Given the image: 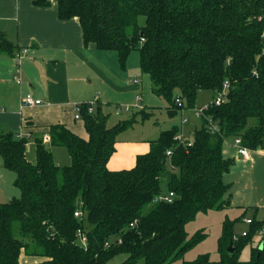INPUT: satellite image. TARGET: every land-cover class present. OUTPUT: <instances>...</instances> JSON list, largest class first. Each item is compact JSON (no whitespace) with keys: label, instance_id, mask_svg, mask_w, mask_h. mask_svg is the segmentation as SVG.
Instances as JSON below:
<instances>
[{"label":"trees","instance_id":"16d2710c","mask_svg":"<svg viewBox=\"0 0 264 264\" xmlns=\"http://www.w3.org/2000/svg\"><path fill=\"white\" fill-rule=\"evenodd\" d=\"M58 6L61 19H79L86 44L116 51L121 64L137 50L141 72L170 115L194 112L202 90L212 99L192 139L178 125L163 129L135 166L120 170L108 167L118 135L155 107L109 124L101 105L89 113L83 104L88 138L53 124L49 141L35 138L33 160L27 137L1 133L0 155L21 194L0 202V264H20L23 253L37 258L34 264H107L118 255H126L119 264H171L207 236L199 230L190 236L186 224L231 203L225 176L236 160L226 153L227 140L240 138L249 150L264 146V0H58ZM19 49L0 32V53ZM51 147L66 148L70 163L59 165ZM170 192L171 202L155 201ZM251 219L237 241L235 221L225 219L219 259L202 253L179 264H264L260 237L250 258H240L264 226V219Z\"/></svg>","mask_w":264,"mask_h":264},{"label":"crops","instance_id":"0c3cea01","mask_svg":"<svg viewBox=\"0 0 264 264\" xmlns=\"http://www.w3.org/2000/svg\"><path fill=\"white\" fill-rule=\"evenodd\" d=\"M0 32H4L17 48L27 50L19 64L14 57L16 53H0V134L12 131L19 137H27L31 141L27 148L30 143L35 146V138L48 134L49 127L58 123L88 138L82 116L76 118L78 104L96 100V106L101 105L103 112L109 115V124L118 122L117 119L111 120L112 115L122 117L114 110L138 95L141 109L159 106L150 105L145 100V94H154L149 75H132L128 68H120L116 51L100 49L93 42L86 44L79 19L59 17L58 0H50V5L46 6L36 5L34 0H0ZM28 93L41 98L42 104H23ZM155 97L162 102L157 95ZM191 121L195 126L201 120L189 114V121L185 124L182 120L178 125L180 133L186 137L195 129H186ZM124 132L118 135L116 151L108 161L110 169L135 166L137 155L150 150V141L157 138L161 130L148 143L124 140ZM226 144L227 155L236 160L234 169L245 158L239 154L234 139L227 140ZM56 148L51 147L53 154ZM249 151L252 154L254 150ZM0 163H3L1 155ZM36 261L37 258H25L23 254L20 258V264H34Z\"/></svg>","mask_w":264,"mask_h":264},{"label":"rangeland","instance_id":"374dc122","mask_svg":"<svg viewBox=\"0 0 264 264\" xmlns=\"http://www.w3.org/2000/svg\"><path fill=\"white\" fill-rule=\"evenodd\" d=\"M111 52L113 53L115 51L112 50ZM118 64H120L121 69L124 67L128 68L132 75H142L139 53L137 50L131 51L125 65L121 64L119 59ZM117 68L119 69V66ZM151 93L145 94V100L147 99L150 105L159 106L155 108L153 114H150L145 118H143L141 113H139L137 115V122L134 123L133 128L129 127L130 129L128 128L129 130L127 129L128 131L125 130L123 133V136H125L123 137L124 140H138L148 143L149 140L157 137L160 130L170 128L173 125H180L185 116L189 118V114L194 116V112L191 110H186L184 112L181 111L184 115L181 114L180 111L174 115H170L166 108L168 104L167 101L161 99V102L153 93ZM138 96L129 101V103L123 104L131 107L130 112L124 113L121 115L122 117L112 115L111 120L117 119V121H119L128 119L135 112L140 111L142 105H140L141 101H138ZM211 99L212 92L202 90L198 94L196 105L197 107H202L211 101ZM135 109H138V111H135ZM109 110L112 111L113 109L110 108ZM147 111H151V108L147 109ZM192 125L193 122L191 121L190 126L186 127V129L190 127L194 128L195 126ZM188 135L192 138L194 135L193 130H190ZM231 152H235V150H231ZM54 154L55 161L59 165H67L70 163V156L66 148L57 147ZM27 155L29 159H35V146L31 143L29 145ZM247 161L248 162L241 160V164L232 169L231 173L225 176L226 182L230 183L232 186L231 191L233 195L231 197L230 205L221 209L212 208L207 211H200L197 213L194 220H191L186 224V230L190 236L199 230L207 234L206 238L190 247L184 253L182 258L171 264H179L182 259H194L202 253H210L211 259H219L220 252L218 251V239L222 233L223 223L226 218L235 221L233 230L234 233L238 235H241L244 231L249 230V223L246 222V219L252 217L264 219V146L254 150L251 154V160ZM1 172L0 200L8 201L13 197H19L21 191L14 184L16 176L15 172L7 169L4 166V163H0V173ZM245 208L247 211L244 214ZM257 237L258 236H255L253 241L247 243L243 247L240 252V258H250L251 249L256 245L259 238ZM23 256L26 258L30 255L23 253ZM125 258L126 255H118L111 259L107 264H119Z\"/></svg>","mask_w":264,"mask_h":264},{"label":"built area","instance_id":"2783aa9c","mask_svg":"<svg viewBox=\"0 0 264 264\" xmlns=\"http://www.w3.org/2000/svg\"><path fill=\"white\" fill-rule=\"evenodd\" d=\"M263 36H264V34H263ZM26 52H27V50L23 49V50H21V51L16 53V55L14 57H15V59L17 61V64H19L25 58ZM17 80L20 81V78L17 77ZM222 98H223V96L219 95L216 98L215 102L217 104H220L222 102ZM177 102L179 103L180 106L182 105V102H181V100L179 98L177 99ZM96 103H97L96 100H92V101L88 102V111H89V113H93L95 111ZM23 104L28 105V106L40 105V104H42V99L41 98H36L32 93H28L23 98ZM82 105H80V104L76 105V118H81ZM208 107H209V104L207 103L206 105H204L202 107L195 108L194 109V116L196 118H201L203 115H205V111L208 109ZM130 110H131V107L129 105H125V106H122L121 108L120 107L117 108L115 110V114L116 115H122L124 112H126V113L130 112ZM188 121H189V118L185 116L183 118V123H187ZM212 128L215 129L214 126H212ZM179 137H181V135ZM43 139H44L45 142L49 141L50 140L49 134H45ZM235 143H236V147L238 148L239 154H241L245 158V160H250L251 159L250 151H249V149L247 147H244V146L241 145V139L240 138L235 139ZM168 153L171 154V151L169 150ZM174 195L175 194L173 192L162 193L158 197H156L155 201L171 202L173 200V198H174ZM75 215L76 216H81L82 213H81L80 210H77L75 212ZM246 222L251 224L252 219L248 218V219H246ZM247 232L248 231H244L241 235L235 234L234 237H233L234 241H237L241 236L246 235ZM256 234H257L258 237L261 238V240L263 241V244H264V226L261 227L260 229H258L256 231ZM79 236H80V241H82L83 244H86L87 243L86 234L83 233L80 230L79 231Z\"/></svg>","mask_w":264,"mask_h":264},{"label":"water","instance_id":"95a60500","mask_svg":"<svg viewBox=\"0 0 264 264\" xmlns=\"http://www.w3.org/2000/svg\"><path fill=\"white\" fill-rule=\"evenodd\" d=\"M228 251H229V252H233V251H234V247H233V245H230V246H229Z\"/></svg>","mask_w":264,"mask_h":264}]
</instances>
